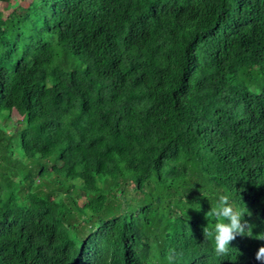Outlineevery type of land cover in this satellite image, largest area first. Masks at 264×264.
<instances>
[{"label":"trees","instance_id":"trees-1","mask_svg":"<svg viewBox=\"0 0 264 264\" xmlns=\"http://www.w3.org/2000/svg\"><path fill=\"white\" fill-rule=\"evenodd\" d=\"M12 1L0 264H264L202 231L224 195L264 232V0Z\"/></svg>","mask_w":264,"mask_h":264},{"label":"clouds","instance_id":"clouds-1","mask_svg":"<svg viewBox=\"0 0 264 264\" xmlns=\"http://www.w3.org/2000/svg\"><path fill=\"white\" fill-rule=\"evenodd\" d=\"M251 216L246 206L236 209L229 203V197L221 195L218 197L215 207H210V210L205 213V218L215 223L211 229L205 226L203 231L204 239H212L214 243V251L218 256H223L228 253L229 244L236 238L237 235L249 236L257 240H264V232H261L253 237L252 228L254 225L248 221H243V216ZM208 225V224H207ZM178 254L170 252L168 256V264H175ZM255 259L264 261V246L258 248Z\"/></svg>","mask_w":264,"mask_h":264},{"label":"rangeland","instance_id":"rangeland-1","mask_svg":"<svg viewBox=\"0 0 264 264\" xmlns=\"http://www.w3.org/2000/svg\"><path fill=\"white\" fill-rule=\"evenodd\" d=\"M16 3H17V1H16V0H13L11 4H12V5H16ZM12 5H11V6H12ZM0 7H1L2 10H3V14L6 15V13H7V9H6V7H5V4H4V3H0ZM13 122H14V121L11 120V121L9 122L10 125L7 126V127L4 129V131H5L6 133H10V132H11V126L13 125Z\"/></svg>","mask_w":264,"mask_h":264}]
</instances>
